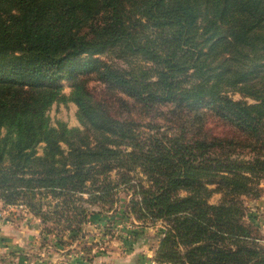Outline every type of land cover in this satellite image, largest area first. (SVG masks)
<instances>
[{
  "label": "trees",
  "instance_id": "1",
  "mask_svg": "<svg viewBox=\"0 0 264 264\" xmlns=\"http://www.w3.org/2000/svg\"><path fill=\"white\" fill-rule=\"evenodd\" d=\"M62 100L82 128L50 124ZM263 180L264 0H0L4 205L79 239L126 192L156 264H264Z\"/></svg>",
  "mask_w": 264,
  "mask_h": 264
},
{
  "label": "rangeland",
  "instance_id": "2",
  "mask_svg": "<svg viewBox=\"0 0 264 264\" xmlns=\"http://www.w3.org/2000/svg\"><path fill=\"white\" fill-rule=\"evenodd\" d=\"M62 84V94L68 99L72 83L63 80ZM233 96L242 98L239 94ZM77 112L75 102L62 100L56 101L47 114L53 126L62 122L68 128H82ZM38 150L41 154L43 145ZM261 187L259 198H244L243 221L255 229L264 244V180ZM130 198L121 192L115 210L100 212L93 206L84 224V236L79 239L48 234L41 219L25 203L4 205L0 201V264H156L162 222L144 225L135 220L128 213ZM220 201L221 194L217 193L210 199L213 204ZM47 225L53 227L52 223Z\"/></svg>",
  "mask_w": 264,
  "mask_h": 264
}]
</instances>
